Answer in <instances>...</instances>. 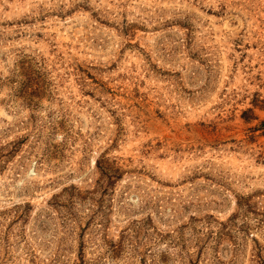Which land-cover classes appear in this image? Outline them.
<instances>
[{"label":"rangeland","instance_id":"obj_1","mask_svg":"<svg viewBox=\"0 0 264 264\" xmlns=\"http://www.w3.org/2000/svg\"><path fill=\"white\" fill-rule=\"evenodd\" d=\"M0 264H264V0H0Z\"/></svg>","mask_w":264,"mask_h":264}]
</instances>
